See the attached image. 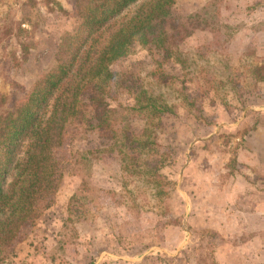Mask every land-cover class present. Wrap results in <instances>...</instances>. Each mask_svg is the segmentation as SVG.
<instances>
[{
  "label": "rangeland",
  "instance_id": "rangeland-1",
  "mask_svg": "<svg viewBox=\"0 0 264 264\" xmlns=\"http://www.w3.org/2000/svg\"><path fill=\"white\" fill-rule=\"evenodd\" d=\"M171 8V55L135 45L112 64L114 137L68 127L56 187L0 264H264V0ZM79 25L75 0H0V115Z\"/></svg>",
  "mask_w": 264,
  "mask_h": 264
},
{
  "label": "trees",
  "instance_id": "trees-1",
  "mask_svg": "<svg viewBox=\"0 0 264 264\" xmlns=\"http://www.w3.org/2000/svg\"><path fill=\"white\" fill-rule=\"evenodd\" d=\"M139 2L75 0L80 25L65 34L54 67L34 83L22 104L0 115V261L3 251L36 213L38 203L56 187L60 174L54 149L72 132L68 127L76 123L95 131L99 138L114 137L107 97L108 84L116 76L112 64L135 45L171 55L175 37L168 35L165 25L172 16L173 0H149L131 16L124 15ZM70 135L72 140L77 137ZM138 143L145 148V142ZM101 148L76 150L73 167L105 153Z\"/></svg>",
  "mask_w": 264,
  "mask_h": 264
}]
</instances>
